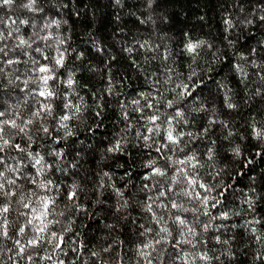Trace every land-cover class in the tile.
Returning <instances> with one entry per match:
<instances>
[{"label":"trees","instance_id":"1","mask_svg":"<svg viewBox=\"0 0 264 264\" xmlns=\"http://www.w3.org/2000/svg\"><path fill=\"white\" fill-rule=\"evenodd\" d=\"M26 3L0 6V264H264V0Z\"/></svg>","mask_w":264,"mask_h":264},{"label":"snow or ice","instance_id":"2","mask_svg":"<svg viewBox=\"0 0 264 264\" xmlns=\"http://www.w3.org/2000/svg\"><path fill=\"white\" fill-rule=\"evenodd\" d=\"M117 2H118V0H117ZM13 3H14V0H0V6L10 5V4H13ZM35 3H36V0H28V3H26L24 5V7L29 8L30 10H32V5H34ZM260 19L261 20H264V16H261ZM21 23H27V22L26 21H21ZM10 35H11V33H9V36ZM4 39H5V37H4L3 33L0 32V41H2ZM25 44H27V41H25V40H23L21 38L20 41H19V44L17 45V47H20L21 45H25ZM28 46L30 47V45H28ZM199 46H200L199 44H189L187 46V51L190 52V53H195L197 47H199ZM6 47H7L6 45L0 46V54H3L4 56H7V52L5 51V48ZM17 62L18 61L11 60V59H9V60L6 61L7 64H12V63H17ZM56 64L61 65V66L63 65V55L62 54H61L60 58L56 60ZM0 71H2V68H0ZM38 71L39 72H42V73H50L52 70L50 68H48L47 66H42V67H40L38 69ZM41 79L43 81L44 89L41 90V91H39V93H38L39 96L45 97L46 99L47 98H50V97H54L55 96V93L52 92V91H50L48 89V82H49V80L56 79V77L53 76V75H45V76L41 77ZM73 84H74V80H72L71 78H69L67 80L68 87H71ZM185 91H187V86H185ZM188 94L191 95L190 92ZM149 107H151V106L149 105ZM229 107H233V105H229ZM43 109L44 110H47L50 113L51 112V105L50 104L44 105L43 106ZM34 115L39 116V112L34 113ZM3 116H4V112L3 111H0V117H3ZM62 119L63 120H67V119H69V117L67 115H65L64 117H62ZM156 119H157L156 116H152V117L149 118V120L151 122H154ZM27 123H32V121L29 120V121H27ZM3 125H10L12 128H19V130L21 132L24 131V128L23 127H19L16 124L15 120H11V121H9V120H0V140H3V145L9 144V141L8 140H4L3 139V135H2L3 132H4ZM43 131L44 132H47L48 129L47 128H44ZM149 131H151V129H149ZM256 136L257 137L264 136V133H262V132H256ZM145 139H148V137L146 136ZM167 139H168V141H170L172 143H178V140L172 135L171 132L168 133ZM3 145H0V150H2ZM15 147L16 148H19V145H15ZM118 147H119V145H117V148ZM189 159L192 160V159H195V157H190ZM38 162L39 161H37V163ZM180 163H185V161H180ZM149 166H151V165H149ZM154 171L157 174H161V175L163 174V173L160 172V169L159 168L155 169ZM2 180H3V172H0V181H2ZM4 182H6L8 184H14L15 183V181H13V180H7V181H4ZM192 183L194 184L195 181L193 180ZM3 187H4V183L3 182H0V192L3 191ZM201 187H203V185H201ZM4 194L5 195H9L10 193H4ZM74 197H75V192L70 193L69 199H72ZM27 206L28 205H25V207H27ZM47 206H48L47 201H45L44 202L45 214L47 212ZM172 207L175 208L176 205L173 204ZM2 211L7 212L8 211V208L7 207H4L2 209ZM149 211H151V208L150 207H149ZM224 216H225V218H227V213H225ZM177 219H179V218H177ZM29 223H31V221H29ZM157 223H159V221H157ZM179 223L180 224H184L185 222L183 220H179ZM40 231H43V229H40ZM148 231H150V230H148ZM159 231H161V232H167L168 230H167V228H161ZM189 231H191V229H189ZM21 232H23V229H21ZM5 235H6V233H5ZM38 243H39V240H30L29 241V244H38ZM155 243H160V241L157 240V241H155ZM153 247H154V245L152 243H145L143 245V248L144 249L153 248ZM21 251H22V249H21Z\"/></svg>","mask_w":264,"mask_h":264}]
</instances>
